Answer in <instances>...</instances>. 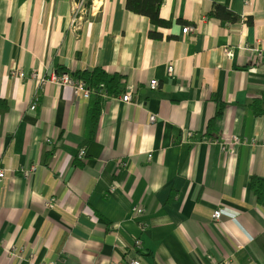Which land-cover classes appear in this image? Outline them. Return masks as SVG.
Returning <instances> with one entry per match:
<instances>
[{
    "label": "crops",
    "instance_id": "obj_1",
    "mask_svg": "<svg viewBox=\"0 0 264 264\" xmlns=\"http://www.w3.org/2000/svg\"><path fill=\"white\" fill-rule=\"evenodd\" d=\"M78 2L0 0V264H264V0ZM60 69L123 78L98 125Z\"/></svg>",
    "mask_w": 264,
    "mask_h": 264
},
{
    "label": "trees",
    "instance_id": "obj_2",
    "mask_svg": "<svg viewBox=\"0 0 264 264\" xmlns=\"http://www.w3.org/2000/svg\"><path fill=\"white\" fill-rule=\"evenodd\" d=\"M163 3L164 0H127L126 7L128 11L148 18L155 28H167L169 27V23L163 20L160 14ZM211 15L226 22H237L239 20L237 16L218 5L212 11ZM150 37L155 40L161 39V35L155 30L150 32ZM64 72V69H60L58 74H63ZM72 77L76 80L84 81L89 88L95 91L89 120L94 126L98 125L103 110V93L108 96H116L120 91L123 78L119 75H110L102 69H96L92 72H77L73 74ZM261 101H264V93L260 100H256L251 104L256 116L264 115V108L262 107ZM221 113L222 110L218 112V116L221 115ZM251 186L258 195V200L263 201L264 179L253 177Z\"/></svg>",
    "mask_w": 264,
    "mask_h": 264
},
{
    "label": "built area",
    "instance_id": "obj_3",
    "mask_svg": "<svg viewBox=\"0 0 264 264\" xmlns=\"http://www.w3.org/2000/svg\"><path fill=\"white\" fill-rule=\"evenodd\" d=\"M74 26H76V23H77V19L80 15L82 14H86L87 13V8L85 7V0H79V2L77 3L76 7H74ZM194 30V27H190V26H187L184 28L183 30V33L184 34H187L191 31ZM168 75L169 76H173L174 73H175V68L173 66V64H170L169 67H168ZM20 77H24V74L20 72L19 74ZM32 78H36V75L33 74ZM49 81L53 84H55L56 86H59V87H67V88H70L74 94L76 95V97H79V96H83L84 98L86 99H89V98H92L95 94V91L91 88H89L87 86V84L82 81V80H76L74 79L71 75L69 74H66V73H63V74H54L51 76V78L49 79ZM46 82L45 79H42L40 81V85L44 84ZM159 86V83L157 80H154L150 83V88L152 90H156ZM105 96V95H104ZM122 102L126 103V104H130L132 102V95L130 93L128 94H125L122 98H121ZM32 110H35L36 109V105H32L31 107ZM155 117H152L151 118V122H155ZM193 137V134L192 133H188V138H191ZM242 143H244L243 140H241L239 137H233L232 138V142H231V147L233 146H236V145H241ZM255 142H253L254 144ZM85 155V152L84 151H81L80 152V158H83ZM149 159H151V156H149ZM34 171V169H33ZM5 178V171L3 169H0V180L4 179ZM50 206V204H48ZM136 213L138 214H143V210H140V209H136L135 210ZM222 217V213L221 211H216L214 212L213 214V219L215 221H220ZM136 245L140 248L141 247V241H136L135 242ZM132 264H139L138 262H133Z\"/></svg>",
    "mask_w": 264,
    "mask_h": 264
},
{
    "label": "water",
    "instance_id": "obj_4",
    "mask_svg": "<svg viewBox=\"0 0 264 264\" xmlns=\"http://www.w3.org/2000/svg\"><path fill=\"white\" fill-rule=\"evenodd\" d=\"M77 1H79V0H77Z\"/></svg>",
    "mask_w": 264,
    "mask_h": 264
}]
</instances>
